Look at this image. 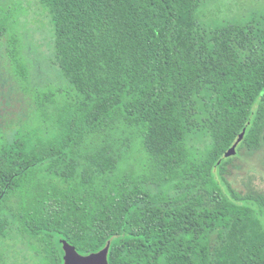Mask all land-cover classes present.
Here are the masks:
<instances>
[{"label": "trees", "instance_id": "obj_1", "mask_svg": "<svg viewBox=\"0 0 264 264\" xmlns=\"http://www.w3.org/2000/svg\"><path fill=\"white\" fill-rule=\"evenodd\" d=\"M37 2L68 92H37L36 125L0 144V264H63L61 239L109 244L108 264H264V193L235 191L224 156L242 133L236 152L264 146V15L209 27L201 0ZM15 15L0 41L26 84Z\"/></svg>", "mask_w": 264, "mask_h": 264}, {"label": "rangeland", "instance_id": "obj_2", "mask_svg": "<svg viewBox=\"0 0 264 264\" xmlns=\"http://www.w3.org/2000/svg\"><path fill=\"white\" fill-rule=\"evenodd\" d=\"M201 1L199 21L204 26L245 22L252 15H264V0ZM1 10H16L12 29L19 40L20 54L29 66V78L22 84L15 77L9 58L8 36L4 37L0 41V144L10 142L15 134H22L36 125L39 113L34 96L37 92L51 90L58 102H62L68 92L58 68L52 64L51 26L37 0H0ZM230 158L225 178L231 187L239 193H264V146L255 151L241 149ZM5 255L11 262V257Z\"/></svg>", "mask_w": 264, "mask_h": 264}, {"label": "water", "instance_id": "obj_3", "mask_svg": "<svg viewBox=\"0 0 264 264\" xmlns=\"http://www.w3.org/2000/svg\"><path fill=\"white\" fill-rule=\"evenodd\" d=\"M243 133L240 134L237 142L225 153V158L231 157L236 153V146L241 141ZM63 250V264H108L107 255L109 244L101 251L89 255H81L76 249L66 241L60 240Z\"/></svg>", "mask_w": 264, "mask_h": 264}]
</instances>
